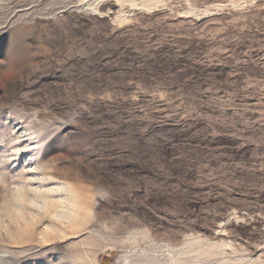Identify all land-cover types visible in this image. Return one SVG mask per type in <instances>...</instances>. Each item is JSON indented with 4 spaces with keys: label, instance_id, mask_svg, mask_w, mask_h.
<instances>
[{
    "label": "rangeland",
    "instance_id": "374dc122",
    "mask_svg": "<svg viewBox=\"0 0 264 264\" xmlns=\"http://www.w3.org/2000/svg\"><path fill=\"white\" fill-rule=\"evenodd\" d=\"M0 264H264V0H0Z\"/></svg>",
    "mask_w": 264,
    "mask_h": 264
}]
</instances>
